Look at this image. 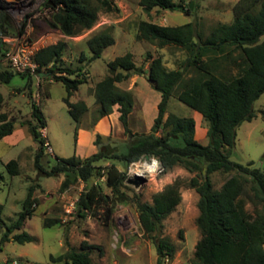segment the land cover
Instances as JSON below:
<instances>
[{"label":"trees","instance_id":"1","mask_svg":"<svg viewBox=\"0 0 264 264\" xmlns=\"http://www.w3.org/2000/svg\"><path fill=\"white\" fill-rule=\"evenodd\" d=\"M6 1L0 0V34L16 35L15 26L6 14ZM142 11L150 16L152 10H190L185 0H138ZM43 7L49 8L50 16L45 21L50 30H57L64 36H75L90 29L99 12L118 11L114 0H44ZM230 23L218 22L205 38L196 30L192 21L177 25H166L141 19L136 25L135 36L158 47L173 45L184 49L187 56L181 68L168 69L161 57L149 56L147 79L153 89L160 93L157 116L149 133L133 132L129 127V114L133 110V96L118 83L127 81L132 74H142L141 66H136L130 52L110 60L109 73L94 85L92 91L98 104L97 117L109 115L115 110L123 127V134L134 137L120 150L110 149L100 144L101 135L96 133L94 144L97 151L79 157H58L53 165L46 168L41 163L44 137L41 129L46 121L40 107L31 102L30 117L20 121L38 144L35 167L41 175L63 174L60 189H65L78 180L85 183L80 194L76 211L80 214L99 206H105L107 214L111 204L128 199L125 188L126 170H120L113 162L117 160L127 167L141 156L157 157L164 171L174 166H183L196 174L186 184L198 194L199 214L196 225L199 238L195 244L190 264H264V168L253 160L242 163L233 159L236 129L244 121L255 116L253 103L264 93V0H238L233 7ZM87 45L92 53L89 62L101 56L103 50L114 43L111 28L106 27L90 35ZM65 40L38 48L34 53L37 73L40 78L53 79L63 84V101L76 124L88 110L84 100L71 101L70 98L85 80L78 70L65 67L63 52ZM6 44L0 38V58ZM238 50L232 59L237 66L235 73L220 71L219 58H228ZM188 67L195 69L192 76L185 77ZM49 74H46L48 73ZM14 75L27 77L25 87H30L34 76L16 73L8 64L0 67V82L9 83ZM175 95L181 102L198 112L207 122L208 141L202 143L194 135V117L164 114L170 96ZM31 97V94H30ZM2 95L0 93V103ZM15 120L0 112V139L12 133ZM161 132L158 134L157 132ZM103 160H112L108 165ZM262 158L260 159V161ZM259 161V162H260ZM10 174L19 173L17 160L6 163ZM105 172V184L109 193L103 192L95 178ZM205 169V172L203 170ZM215 171L232 172L218 189L213 187L210 174ZM2 175L0 174V181ZM246 183H250L253 212L246 209L248 193ZM185 180L177 177L161 190L152 194V202H142L137 197L133 201L138 211V221L143 234L154 240L156 264H164L172 259L175 245L162 233L163 220L181 201L180 187ZM31 184L16 219L6 223L1 218L3 204L0 203V227L4 228L0 244L13 240L18 243L33 241V236L25 230L26 221L31 218L38 204ZM107 217L109 215H106ZM57 218L44 217L43 226L58 224ZM93 244L83 240L80 248L66 241V250L58 255H49L54 264H98L91 255ZM9 261H7V264ZM28 264H41L37 262Z\"/></svg>","mask_w":264,"mask_h":264},{"label":"rangeland","instance_id":"2","mask_svg":"<svg viewBox=\"0 0 264 264\" xmlns=\"http://www.w3.org/2000/svg\"><path fill=\"white\" fill-rule=\"evenodd\" d=\"M6 1V0H5ZM238 0H185L192 2L189 11L186 9L164 10L154 9L147 16L138 4V0H114L118 11L99 12L95 24L88 30L75 36H62L57 30H50L46 17L50 16L49 9L43 7L44 0H7L6 14L15 26V32L22 28L21 34L38 48L54 43L59 39L65 40L63 59L65 67L78 70L85 80L73 93L70 100H84L88 106L80 123L76 124L63 101L65 88L59 81L52 82L47 78L34 76L30 87H25L27 77L14 75L9 83L0 82L2 101L0 111L5 112L14 120H26L30 117L31 102L34 101L41 109L46 121V140L50 151L44 147L41 163L48 168L58 157H69L73 154L84 155L92 150L95 139L94 126L98 119V104L92 91L96 82L109 73L107 63L115 57L130 52L136 66L144 70L142 74H132L118 86L127 89L133 96V110L129 114V127L133 132L149 133L157 116V105L160 93L152 88L147 79L149 56H159L168 69L181 68L187 53L184 49L173 45L158 47L146 40L135 36L136 25L141 19L166 25H177L192 21L197 31L205 38L218 22L230 23L233 20V7ZM42 5V6H41ZM8 8L22 11L19 22ZM109 27L114 36V43L107 46L100 57L88 59L92 53L87 45V38L99 30ZM61 34V35H60ZM238 50L232 51L228 58H219L220 71L235 73L237 66L233 62ZM6 64V63H5ZM195 69L188 67L185 77L192 76ZM51 79V78H50ZM31 94V97H30ZM255 116L250 121H244L236 129L233 159L246 163L253 160L264 168V93L253 103ZM169 113L178 116H191L195 119L194 135L201 142H207V122L175 95L170 96L164 118ZM79 128L85 130L81 143L76 142V132ZM160 134L161 132H157ZM92 134V137H91ZM134 137L123 134L120 121L113 123V132L101 137L100 144L108 145L110 149L120 150ZM30 135L12 145L6 140L0 141V203L3 204L1 218L8 224L14 221L22 209V203L31 184L35 186L34 195L38 204L33 215L26 221L25 230L33 236V241L18 243L9 240L0 244V264H54L49 255H58L66 250V241L75 248H80L83 240L93 244L90 251L92 259L98 264H156L154 240L145 236L138 221V211L133 201L137 197L142 202H152V194L161 190L166 184L180 177L185 184L180 187L181 201L176 208L163 220L162 233L169 237L175 245L172 259L164 264H190L195 244L199 238L196 218L199 214L197 207L198 194L189 187L186 181L195 172L183 166H174L163 171L159 176L146 180L140 186L125 184L123 191L128 199L111 204V212L107 214L105 206H99L92 211L78 213L77 200L84 190L85 183L78 180L65 189H60L64 179L63 174L41 175L35 167L37 148ZM38 146V144H37ZM262 160L260 161V159ZM17 160L21 171L10 174L6 163ZM112 160H103L108 165ZM260 161V162H259ZM120 170L128 168L117 160L113 161ZM235 172L215 171L210 174L213 187L218 189L221 184ZM96 179V178H95ZM105 193L109 188L105 181H100ZM250 183H246V209L253 212ZM249 198V199H248ZM45 210V213H44ZM106 215H109L108 217ZM57 218L58 224L43 226L42 219ZM4 228L0 227V237Z\"/></svg>","mask_w":264,"mask_h":264},{"label":"built area","instance_id":"3","mask_svg":"<svg viewBox=\"0 0 264 264\" xmlns=\"http://www.w3.org/2000/svg\"><path fill=\"white\" fill-rule=\"evenodd\" d=\"M46 9H49V8H46ZM9 10L14 15L17 22H19V20H21V18L23 16L22 11H16L13 8H8V11ZM0 38L6 44V49L4 50V54H3L2 58L6 61V63L9 65V67L14 72H16V73H29L33 76H39L40 75L36 71L37 63L34 61V58H33L34 53L37 50V47L34 45L35 43H31L29 41V39L26 38L21 33L13 35V36L0 34ZM41 135L45 139L44 147H46L50 151L51 150L50 144L46 140L45 128L41 129ZM146 159H149V158H146ZM138 160H140V159H138ZM128 168H129V166H128ZM128 168L126 169V177H125L126 183H128V180L130 179L128 177ZM133 177H135V176H133ZM103 180L105 181L104 169L101 170V174L96 178L95 183H100V181H103Z\"/></svg>","mask_w":264,"mask_h":264},{"label":"crops","instance_id":"4","mask_svg":"<svg viewBox=\"0 0 264 264\" xmlns=\"http://www.w3.org/2000/svg\"><path fill=\"white\" fill-rule=\"evenodd\" d=\"M62 36H64V35L62 34ZM5 63H6V61L3 58H0V67L5 66L7 64V63L6 64ZM49 80L52 82V79H49ZM20 121L19 120H15V128L12 131V133L4 136L3 138L0 139V141L1 140H6L12 146V145L16 144L20 139L24 138L27 135H30L28 130H27V127L25 125H22L20 123ZM116 122L118 123L119 119H118V113L115 110L111 114L99 118L97 120L95 126H94V131H95V133L97 132L101 136L105 137V136H107V135H109V134H111L113 132V123H116ZM84 133H85V130H83L82 128H79L78 131L76 132V142H77L78 145L81 143V138H82ZM30 137L32 138L31 135H30ZM91 137H92V134H91ZM33 141H34V139H33ZM90 142L92 143V150L88 154L77 155V156L86 157V156H88V155H90V154H92V153L97 151L98 147L93 143V141H91V138H90ZM204 143H206V142H204ZM34 144L36 145L35 147L37 148L36 150L38 151L39 147L37 146L36 141H34ZM20 171H21V168L19 166V172ZM44 213H45V210H44ZM42 221H43V219H42ZM25 227H26V225H25Z\"/></svg>","mask_w":264,"mask_h":264},{"label":"clouds","instance_id":"5","mask_svg":"<svg viewBox=\"0 0 264 264\" xmlns=\"http://www.w3.org/2000/svg\"><path fill=\"white\" fill-rule=\"evenodd\" d=\"M164 171L161 161L155 157L150 156L146 159L141 156L140 160L133 161L128 168V177L133 176L143 177L147 180L159 176Z\"/></svg>","mask_w":264,"mask_h":264},{"label":"water","instance_id":"6","mask_svg":"<svg viewBox=\"0 0 264 264\" xmlns=\"http://www.w3.org/2000/svg\"><path fill=\"white\" fill-rule=\"evenodd\" d=\"M189 7L191 8L192 7V2H190L189 3ZM44 73H40V75L42 76ZM46 74H49V72L48 73H46ZM149 156L150 155H145V158H149ZM203 172H205V169L203 170ZM146 178H143V177H138V176H135V177H132V178H130L129 180H128V183L129 184H132V185H135V186H140V185H142L143 183H145L146 182Z\"/></svg>","mask_w":264,"mask_h":264}]
</instances>
